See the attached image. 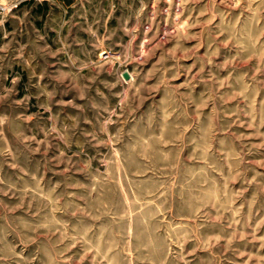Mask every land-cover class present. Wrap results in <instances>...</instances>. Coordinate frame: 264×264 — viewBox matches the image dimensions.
Segmentation results:
<instances>
[{
	"label": "rangeland",
	"instance_id": "1",
	"mask_svg": "<svg viewBox=\"0 0 264 264\" xmlns=\"http://www.w3.org/2000/svg\"><path fill=\"white\" fill-rule=\"evenodd\" d=\"M1 2L0 264H264V0Z\"/></svg>",
	"mask_w": 264,
	"mask_h": 264
},
{
	"label": "built area",
	"instance_id": "2",
	"mask_svg": "<svg viewBox=\"0 0 264 264\" xmlns=\"http://www.w3.org/2000/svg\"><path fill=\"white\" fill-rule=\"evenodd\" d=\"M6 10H7L6 6L3 5L1 3V0H0V25L2 24V22L4 20V16H5Z\"/></svg>",
	"mask_w": 264,
	"mask_h": 264
},
{
	"label": "bare ground",
	"instance_id": "3",
	"mask_svg": "<svg viewBox=\"0 0 264 264\" xmlns=\"http://www.w3.org/2000/svg\"><path fill=\"white\" fill-rule=\"evenodd\" d=\"M2 3V2H1ZM4 3V2H3Z\"/></svg>",
	"mask_w": 264,
	"mask_h": 264
}]
</instances>
